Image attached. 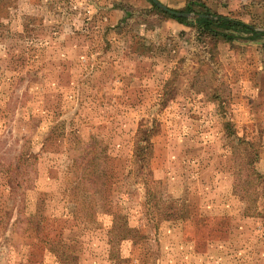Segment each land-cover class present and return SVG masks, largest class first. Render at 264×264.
Returning a JSON list of instances; mask_svg holds the SVG:
<instances>
[{
    "label": "rangeland",
    "instance_id": "obj_1",
    "mask_svg": "<svg viewBox=\"0 0 264 264\" xmlns=\"http://www.w3.org/2000/svg\"><path fill=\"white\" fill-rule=\"evenodd\" d=\"M151 1L0 0V264H264V194L234 187L245 145L264 176V37L215 46ZM200 1L264 31V0ZM140 128L155 131L150 192L200 211L194 225L152 217ZM90 150L106 185L84 222L67 186ZM114 213L145 238L111 232Z\"/></svg>",
    "mask_w": 264,
    "mask_h": 264
},
{
    "label": "trees",
    "instance_id": "obj_2",
    "mask_svg": "<svg viewBox=\"0 0 264 264\" xmlns=\"http://www.w3.org/2000/svg\"><path fill=\"white\" fill-rule=\"evenodd\" d=\"M152 2V1H151ZM154 7L158 9L156 4ZM197 6L199 9H195ZM197 11L198 17L195 21H188L186 17L172 15L179 21L191 25L200 33L201 37L209 39L216 43L220 40L225 42H234L240 37L248 36L251 39H260L264 37V31L258 30L254 25L228 15L213 12L204 2L197 0L190 2L185 11ZM160 104V103H159ZM65 121V119H63ZM154 130L146 133V129L138 130L136 147L133 154V163L144 175V182L147 186V202H150L154 219L169 221H180L181 214L179 207L174 200H161L157 193L152 191L149 177L151 173V160L154 151V142L152 137ZM254 146L245 145L242 158L241 169L245 171V176L234 183L235 193H238V187L246 186V196L249 195L251 201L258 202V198L264 194V176L257 168V162L261 158V152L253 148ZM37 160L38 154L26 156L27 159ZM25 157V156H21ZM39 158V157H38ZM97 151H87L82 162L78 165L76 178L67 186L68 201L72 202L73 218L82 221H97L99 215V204L104 198L106 182L100 181V163ZM140 171V173H142ZM154 183V181H153ZM151 186V187H150ZM244 195V197H246ZM243 198V197H242ZM244 199V198H243ZM111 232H115L121 237H127L134 241H141L145 234L137 225H133L131 220L122 213H114Z\"/></svg>",
    "mask_w": 264,
    "mask_h": 264
},
{
    "label": "crops",
    "instance_id": "obj_3",
    "mask_svg": "<svg viewBox=\"0 0 264 264\" xmlns=\"http://www.w3.org/2000/svg\"><path fill=\"white\" fill-rule=\"evenodd\" d=\"M235 195L237 196V194H235ZM239 198H240V196H239ZM161 200H167V199H161ZM179 211H180V214H181L180 220L183 222V223H181L182 224L181 225L182 227H187L186 224L188 222L191 223V225H194L196 223L194 221L200 216V214H202V213H199L200 211H198L197 213H191V215H185L184 211H182V209L180 207H179ZM162 221L163 222H169V223H174L175 222V221H169V220H162ZM183 239L185 240L186 238H183ZM184 240L181 241V245L182 246H186L187 244H191L192 245V243H187L186 244L187 241H184ZM215 261H218V260H214V263H215ZM259 261L260 260L256 258V260L254 261V263L255 264H260ZM181 262H187V263H182V264H201V263L202 264H208V262H206V261H200L199 258H197V256H195V258L193 257L190 260L182 259ZM233 264H237V263L235 262Z\"/></svg>",
    "mask_w": 264,
    "mask_h": 264
},
{
    "label": "water",
    "instance_id": "obj_4",
    "mask_svg": "<svg viewBox=\"0 0 264 264\" xmlns=\"http://www.w3.org/2000/svg\"><path fill=\"white\" fill-rule=\"evenodd\" d=\"M157 6H159L160 8L164 9L165 11L173 14V15H177V16H189L190 13L188 12H182V11H178V10H174L171 9L170 7L166 6L165 4H163L161 1L159 0H152Z\"/></svg>",
    "mask_w": 264,
    "mask_h": 264
}]
</instances>
